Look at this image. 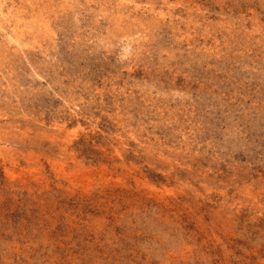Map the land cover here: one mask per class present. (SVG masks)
<instances>
[{
    "label": "rangeland",
    "instance_id": "rangeland-1",
    "mask_svg": "<svg viewBox=\"0 0 264 264\" xmlns=\"http://www.w3.org/2000/svg\"><path fill=\"white\" fill-rule=\"evenodd\" d=\"M0 264H264V0H0Z\"/></svg>",
    "mask_w": 264,
    "mask_h": 264
}]
</instances>
